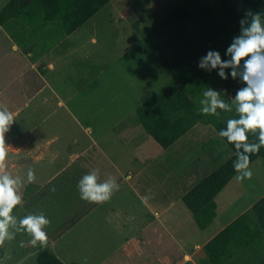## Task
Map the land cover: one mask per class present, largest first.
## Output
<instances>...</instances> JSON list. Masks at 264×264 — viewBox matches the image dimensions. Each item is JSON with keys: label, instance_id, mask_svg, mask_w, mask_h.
<instances>
[{"label": "rangeland", "instance_id": "obj_1", "mask_svg": "<svg viewBox=\"0 0 264 264\" xmlns=\"http://www.w3.org/2000/svg\"><path fill=\"white\" fill-rule=\"evenodd\" d=\"M8 1L0 0V10ZM221 2L222 0H110L85 22L76 32L77 36L75 34L69 39L66 44L68 49L56 63L54 71H43L42 68L39 70L41 74H46L51 86L44 84L45 78L39 76L30 66L33 58H24L23 54L31 52L36 56L52 47L63 35L61 25L51 22L33 32L15 18L0 23V105L7 107L15 117L10 131L5 134L6 146L10 152L14 147L32 145L33 149L39 147L38 151L34 152H40L41 155L40 159H35L34 152L26 155L24 150H27V147L19 154L24 160L7 161L8 171L12 175L16 171L14 176L26 180L27 170L32 168L36 176L33 184L45 185L43 193L33 195L37 187H26L28 183H25L22 189V205L30 202L34 204L32 207L17 206L13 215L17 221L31 212L36 215L43 213L50 220L55 219L50 233V236L55 238L51 240L50 247L48 243L45 247H33L28 243V236L18 232L16 228H10L9 231L16 234V239L6 241L5 245L0 247V264H37V255L45 249L52 251L55 246L60 255H67L77 264H89L85 261L88 251L95 253L100 249L99 252L105 254L110 248L118 246L117 234L104 229L111 225L105 226L102 223L103 230L96 232L98 238L88 230L91 219L81 221L75 214L73 221L70 217H65L66 206L80 199L79 193L72 192L74 185H63L67 178L65 174L51 176L71 163L70 155L87 146L91 137L96 141L92 151L103 150L119 166L121 172L116 180L122 179L123 175L131 170L133 175L130 182L137 184L144 198L160 203V207H168L171 202H177L183 188H191L190 183L182 181L184 173L186 167L197 163L195 159L201 154L203 147L207 148L211 143L220 141L219 143L231 153L215 128L204 122L197 123L198 125L188 130L167 150H161L153 138L148 139L145 142L149 151L142 155L137 154L141 146L135 150L136 155L130 153L120 139L121 128L117 127L125 120L124 117L128 116L129 120L133 108L147 102L171 81V75L135 32L151 33L163 17L180 6H209L217 11ZM232 2L241 14L249 11L242 0ZM92 37L95 38L94 41H91ZM13 45H17L19 51H16ZM203 56L199 53L186 59L190 68L187 77H181L179 82H175V85L184 90L186 101L192 102L188 106L196 105L197 109L200 108L199 99L202 98L204 87L227 92L229 96L234 97L236 91L243 86L238 80H234L232 89H224V81L213 76L208 78L205 84L195 85L193 80L199 73L198 64ZM53 57L57 58V55ZM91 69L94 72V80L88 82L85 80V72H90ZM52 88L57 91L65 105L58 103L59 98ZM195 91L198 92L196 96ZM101 107H104L103 112H100ZM96 108L99 113L94 118V131L88 135L83 124ZM95 123L100 125V128H95ZM132 129L143 132L139 125ZM51 155L55 157L48 160ZM222 157L205 169L210 171L218 168L224 162ZM99 162L106 173L113 176V169L107 162ZM259 162L258 168L250 167L253 173L251 180L238 182L235 175L216 197L219 217H224L227 201L232 202L231 210H235L241 206L240 202L253 200L264 189V160ZM99 176L101 180V175ZM59 180L62 182H58ZM145 186H151L152 191L146 192ZM162 186L166 187L161 188ZM53 187L58 190L56 193L50 192ZM121 187L120 192L114 193L108 202L128 199ZM167 215L179 218L181 224H170V227L174 231L178 230V234L186 239H194L202 233L199 230V221L203 216L197 219L181 201H178ZM87 226L88 231L82 236L81 228ZM81 236L86 239L83 243L80 238L75 239ZM21 240L25 241L23 248L19 247ZM94 259L92 263L96 264Z\"/></svg>", "mask_w": 264, "mask_h": 264}, {"label": "crops", "instance_id": "obj_2", "mask_svg": "<svg viewBox=\"0 0 264 264\" xmlns=\"http://www.w3.org/2000/svg\"><path fill=\"white\" fill-rule=\"evenodd\" d=\"M84 24L71 34H65L63 31V35L58 38L53 46L47 48L39 55L35 56L31 52L23 54L24 58H33L30 66L33 70L38 72L37 74L39 76L45 78L44 84L51 86L48 77L46 74H41L40 69L42 68L43 71L55 70L56 63L59 59L61 60V57H63L62 55H64L66 49H68L66 44L68 43L69 39L73 37L76 32L82 28V26H84ZM22 25L29 27L33 32L46 26L45 25L43 27L34 29V27L24 23H22ZM94 40L95 38L92 37L91 41ZM13 48L16 51H19L17 45H13ZM54 55H57V58H54ZM37 68L38 70H36ZM85 73V80L89 82L91 79H93L92 77L94 72L92 69L90 72L86 71ZM52 90L59 98L57 91L53 88ZM58 103L65 105V102L61 98H59ZM103 108L104 107H101L100 112L104 111L102 110ZM137 108L135 107L132 109L133 114L129 116V120L128 116L127 118L124 117L123 119L125 120L123 122L121 121V124L117 127L121 128L119 129L122 131L120 139L125 144V146H127L130 153L136 155L135 150L141 146L137 154L142 155L143 153L147 154L148 150L145 141L152 139V137L147 132H136L132 129L138 126ZM98 113L99 110L96 108L93 111L92 116L84 121L85 123L83 126L86 128L88 135H91L92 131H94V118L97 117ZM97 125L98 124L95 123V128H100V125ZM196 125L198 124H195L193 127ZM179 139H177L175 142H177ZM175 142L172 145H174ZM215 142L216 143L213 144L211 143V145L207 148H202L201 154L195 159V162L197 163L194 165L192 164L189 168L186 167V171L184 173L185 177L182 181L190 183V186H192L189 189L183 188L182 193L180 192V196L178 197V201L182 202L181 199L186 193H188L205 177L217 169L213 168L209 171V169H205L206 166H208L210 163H213L221 156H223L222 158L224 162L232 157L233 151L228 145L227 146L230 148L229 150H231V153L227 151L228 149H225L223 144L219 143L220 141ZM205 144L206 143H204V145ZM93 145H96V141L91 137L90 143L87 146H85L80 151L73 152L70 155L72 160L71 163L60 168V170H57L51 176L57 177L59 175L65 174L67 178L65 182H63V185H74L72 192H75L76 194L78 193L77 183L83 175L87 174V172L98 168L100 170L99 174L101 175V181L107 179L108 176L111 175L110 173H106L104 167L99 162L104 160L113 169V176L116 178L121 172L119 166H117L113 159L110 158L103 150L99 149V151H92ZM31 146L14 147L13 150L9 152L7 161L12 162V160H24L21 158V156H19V154L24 149H27V147L28 149L24 150L26 155L34 151H38L39 147H35L33 149ZM169 147L166 149L162 148L161 150H167ZM34 153L35 159L41 158L40 152ZM54 157L55 155H51L50 158L47 159L51 160V158ZM135 159L136 157H134L133 160ZM259 163L250 167H257L259 166ZM67 173H69L70 176ZM13 174H17L16 171ZM132 175L133 172L129 170L125 175H123L122 179L117 180V182L122 184L120 185L122 186L121 188H123L122 192L126 197H128V199H124L122 201L115 200L103 204H92L82 201L81 199H77L66 206L65 217H70L71 221H73L72 217L74 214L77 215L78 217L76 218L80 219L81 221L91 219L92 223H89L90 226L88 224L89 229L88 226L81 228L80 234L82 236L88 230L92 234H96L98 230H103L104 227H101L102 223L105 226L111 225L109 228H104L108 230L107 232L117 234L119 244L118 246L115 245L114 247L110 248L108 253L102 254L99 252L100 249L95 253L90 251L86 253L88 257L86 256V260L85 258L84 260L88 261L89 264H93L92 261L94 257H96V259H94L96 260V264H264V223H262L260 220L257 212L252 209L253 205L264 197V189H262L261 193L253 200H250L247 203L240 202L241 206H238V208L235 210H231L232 202L227 201L225 204V215L223 218L217 215L218 212L216 210L217 205L215 201L213 208L214 210L210 212L208 216H203L199 221V224L201 225L199 230L202 232L200 233V236H196L194 239H186L185 236L178 234V230L174 231L172 227H170V224H181V222L179 223V218L170 217V215H167L171 208H173L178 201L171 202L168 207H160V203L154 202L152 199L145 200L140 194V188L137 186V184L130 182ZM58 182H62V180H59ZM29 186L37 187V190L33 194L35 195L38 192L43 193V188L45 185H42L41 183H28L26 187ZM165 187L166 186H162L161 188ZM120 190L115 193H119ZM56 191L50 192L56 193ZM145 191L151 192V186H145ZM136 197L139 199H136ZM33 204L34 202H30V204L26 205H30L29 207H32ZM26 205L18 206V208L24 206L26 207ZM31 214L34 213L31 212ZM99 218L100 220H98ZM54 221L55 219H52L51 225L45 229L48 234L49 247L52 244L51 240H54L55 238V236H50ZM93 221L97 222L95 223ZM206 230H209V232ZM223 230L224 234L215 240L216 236ZM82 236L75 239L80 238L82 241L81 243H83L86 239H84ZM97 237L99 238L98 235ZM213 240L215 241L211 243V245L205 250L204 247ZM52 251L62 260L64 264H77L67 255H60L57 252L56 246L52 248Z\"/></svg>", "mask_w": 264, "mask_h": 264}, {"label": "trees", "instance_id": "obj_3", "mask_svg": "<svg viewBox=\"0 0 264 264\" xmlns=\"http://www.w3.org/2000/svg\"><path fill=\"white\" fill-rule=\"evenodd\" d=\"M110 0H9L0 10V23L9 18L36 28L43 27L49 22L60 23L65 34H71ZM253 13H260L264 20V0H242ZM248 12V11H247ZM232 0H222L221 7L215 11L209 6L185 7L180 6L163 17L151 33L136 31L137 36L150 47L163 68L171 75L169 85L161 88L147 102L137 108L138 125L153 138L163 149L168 148L183 136L195 124L204 122L212 125L217 132L226 129L227 120L238 118L235 111L224 112L217 110V115H203L199 108L188 106L184 90L176 84L190 70L186 59L193 55H206L208 51H218L222 59H226L225 51L234 36L240 32L239 21L244 18ZM230 70H226L229 73ZM218 77L215 70L206 72L199 69L194 78L195 85H203L210 77ZM187 77V76H186ZM189 81V79H188ZM223 88L232 89L233 79L229 76L223 80ZM174 83V84H173ZM198 94L195 91L194 96ZM222 98L228 102L227 92ZM188 102V103H187ZM249 141L255 136L248 134ZM226 144L233 155L220 165L210 175L205 177L182 200L185 207L198 219L208 216L215 205L216 197L236 175L233 169L235 160L234 145ZM250 166L264 160V147L258 154L250 155ZM264 223V197L252 207ZM224 230L216 236L217 240ZM212 242L208 243L206 250ZM37 264H64L51 250L45 249L37 255Z\"/></svg>", "mask_w": 264, "mask_h": 264}, {"label": "clouds", "instance_id": "obj_4", "mask_svg": "<svg viewBox=\"0 0 264 264\" xmlns=\"http://www.w3.org/2000/svg\"><path fill=\"white\" fill-rule=\"evenodd\" d=\"M239 24V34L233 37L225 51L227 58L222 59L218 51H208L199 60L198 67L206 72L215 70L221 80H227L230 76L243 86L228 102L222 98L224 94L221 91L204 87L202 98L199 99V111L203 115H217V110L235 111L237 114L238 118L227 120L226 129L220 130L218 136L234 145L235 179L243 182L251 180L253 175L250 155L258 154L261 147H264V20L260 13L248 11ZM226 70L230 72L226 73ZM14 122L13 112L0 105V247L6 241L16 239V234L10 232V228H16L18 232L28 236L31 246L45 247L48 243L45 229L51 225V220L43 213L27 214L19 221L13 215L14 209L23 204L22 189L25 183L31 184L36 180L32 168H28L26 180L8 171L9 147L6 146L5 134L10 131ZM249 133L256 139L249 141ZM99 172L98 168L93 169L78 181L77 190L82 201L103 204L120 190L114 176L110 175L101 181ZM50 191L55 192V187ZM24 246L25 241L21 240L19 247Z\"/></svg>", "mask_w": 264, "mask_h": 264}]
</instances>
